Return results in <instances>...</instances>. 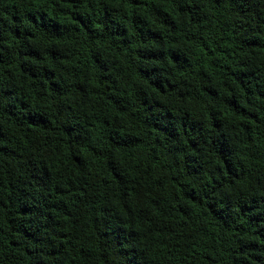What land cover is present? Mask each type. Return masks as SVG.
Returning <instances> with one entry per match:
<instances>
[{
  "label": "trees",
  "instance_id": "obj_1",
  "mask_svg": "<svg viewBox=\"0 0 264 264\" xmlns=\"http://www.w3.org/2000/svg\"><path fill=\"white\" fill-rule=\"evenodd\" d=\"M0 264H264V0H0Z\"/></svg>",
  "mask_w": 264,
  "mask_h": 264
}]
</instances>
